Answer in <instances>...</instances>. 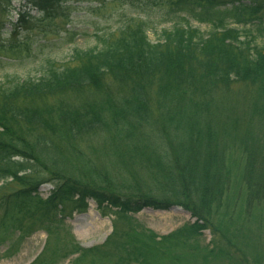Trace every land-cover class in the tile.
<instances>
[{"label":"trees","instance_id":"16d2710c","mask_svg":"<svg viewBox=\"0 0 264 264\" xmlns=\"http://www.w3.org/2000/svg\"><path fill=\"white\" fill-rule=\"evenodd\" d=\"M24 2L42 22L69 18L61 0ZM166 2L160 22L172 25L158 41L148 39L147 22L136 14L96 36L94 48L74 49L65 65L47 61L39 78L0 86V244L33 233L38 222L49 251L31 264L72 255L70 264H179L162 251L164 243L176 236L174 246L185 248L202 231L216 230L212 218L232 179L225 166L231 151L244 156L249 200L264 202V153L242 133L264 115V45L256 43L264 39V0ZM190 20L209 29L201 32ZM93 137L104 138L103 153L90 146L91 154L112 156L133 177L156 178L163 195L105 182V167L84 151ZM44 184L52 186L46 200L38 194ZM90 200L118 217L177 206L195 222L159 241L133 230L118 236L115 227L100 247L83 249L65 232L61 240L59 205L83 211Z\"/></svg>","mask_w":264,"mask_h":264},{"label":"rangeland","instance_id":"374dc122","mask_svg":"<svg viewBox=\"0 0 264 264\" xmlns=\"http://www.w3.org/2000/svg\"><path fill=\"white\" fill-rule=\"evenodd\" d=\"M5 1H0L2 4L0 22L4 24L0 27L2 28L0 31V86L3 87L9 86L12 81L14 83L16 80L39 78L47 61H52L58 66L65 65L74 49L94 48L99 44L96 36L98 38L105 36L136 14L147 22V36L152 43L158 41L161 32L172 25V23L160 22L159 14L165 10L166 0H151L153 3L146 5L144 11L141 8H144L143 4L146 0H61L62 7L68 9L69 18L43 22L39 13L25 7L24 0H9L11 7L7 9H5ZM243 1L259 3L263 0ZM141 12L145 14H140ZM22 14L26 16L24 24L20 23ZM68 20H70L69 23ZM190 24L201 32L209 29L207 25H201L192 20ZM256 43L263 46L264 39H258ZM43 45L42 51H38ZM11 46L14 47L9 50ZM251 122V129H246L242 133L250 136L249 145L262 154L264 153V115L254 118ZM244 127L246 125L242 126ZM101 139L104 138L93 137L89 140L92 144L84 143L83 147L95 165L103 166L107 170H103L107 172L102 178L105 182H109L119 190H125L127 187L130 190L134 188L144 193L163 195L164 191L159 189L156 178H150L147 173H143L140 176L142 182L138 176L133 177L126 170H120L123 166L118 165L112 156L102 157L100 154H91L90 146L100 148L103 153ZM163 151L166 149H162L161 154ZM226 165L232 172V179L212 218V228L216 230L202 231L199 236L188 241L185 248L174 246V243L180 239L176 236L164 243L165 247L162 251L169 255L170 259L179 258L181 260L179 264H264V202L249 200L247 185L241 179L244 173L242 154L231 151ZM51 190L50 184L40 186L39 197L46 200ZM58 208L65 218L64 227L59 232L60 239L66 238L65 232L69 237L71 236L72 242L83 249L102 246L114 227L118 236L133 230L137 231L136 234L151 233L159 241L195 222L187 211L177 206L166 211L146 208L138 213L127 214L125 217H118L113 213L114 210L110 212L98 210L92 200L87 202V207L83 211H75L67 203L59 205ZM32 222L33 220H26L24 230L31 226ZM39 226L36 222L33 233L29 232L23 237H19L16 233L0 244V264H31L42 252V254L47 253L49 251V249L46 251L48 234ZM49 247L50 251L53 250V242ZM48 255L50 252L45 257ZM76 257L77 255H72L53 264H70ZM150 261L153 262V260ZM164 264H169V261L166 260Z\"/></svg>","mask_w":264,"mask_h":264}]
</instances>
